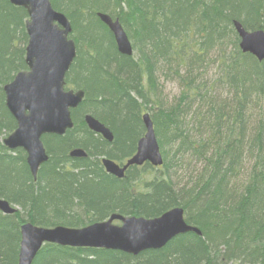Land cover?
<instances>
[{"label":"trees","instance_id":"1","mask_svg":"<svg viewBox=\"0 0 264 264\" xmlns=\"http://www.w3.org/2000/svg\"><path fill=\"white\" fill-rule=\"evenodd\" d=\"M52 7L68 18L76 46L65 87L84 98L71 111V130L43 137L48 161L34 182L24 152L2 144L16 127L2 86L26 70L27 14L0 0V199L18 208L0 212V264H18L23 223L81 228L112 214L149 219L172 208L201 235L136 257L47 244L32 264H264V60L240 51L233 28L238 21L264 31V0H52ZM98 12L119 21L132 57L119 54ZM163 80L179 88L171 102L158 87ZM144 112L162 166L107 175L100 159L121 163L135 153ZM86 114L109 128L112 143L87 129ZM77 148L87 157L70 158ZM186 160L203 167L180 186L170 170Z\"/></svg>","mask_w":264,"mask_h":264},{"label":"water","instance_id":"2","mask_svg":"<svg viewBox=\"0 0 264 264\" xmlns=\"http://www.w3.org/2000/svg\"><path fill=\"white\" fill-rule=\"evenodd\" d=\"M12 5L24 8L28 20L25 24L26 70L17 73L12 82L2 87L5 106L16 122L15 130L3 141L6 149L25 152L28 171L35 182L38 169L47 162L42 138L47 135L62 136L73 128L71 111L78 108L84 98L82 91L65 90V76L75 58V46L70 34L67 17L52 8L50 0H9ZM98 19L112 34L117 51L132 55V46L118 20L104 13ZM233 28L239 38L242 53L264 60V31H246L238 21ZM144 134L138 140L135 153L123 165L102 158L105 171L117 179L124 177L131 166L149 163L153 167L163 164L153 124L148 113L142 115ZM84 123L105 141L112 142L113 135L91 115H85ZM70 158H85L82 149H74ZM8 202L0 199V212L16 213ZM119 221L120 225H114ZM187 233L197 236L201 232L186 224L181 208H172L155 218L122 217L113 214L103 222L84 228H41L32 224L20 227L18 264H32L45 244L69 248H96L122 252L133 257L145 251L160 250L174 238Z\"/></svg>","mask_w":264,"mask_h":264},{"label":"rangeland","instance_id":"3","mask_svg":"<svg viewBox=\"0 0 264 264\" xmlns=\"http://www.w3.org/2000/svg\"><path fill=\"white\" fill-rule=\"evenodd\" d=\"M51 4H52V0ZM107 40V39H106ZM158 87L163 91V95L168 102H171L179 94V88L173 81H160ZM192 127V126H191ZM203 166L195 163L193 160L184 161L182 163H175V169L170 170V175L173 176V181L182 186L189 183V181H195L196 175ZM191 174V175H190ZM192 176V178H190Z\"/></svg>","mask_w":264,"mask_h":264},{"label":"bare ground","instance_id":"4","mask_svg":"<svg viewBox=\"0 0 264 264\" xmlns=\"http://www.w3.org/2000/svg\"><path fill=\"white\" fill-rule=\"evenodd\" d=\"M7 2H8V4L9 5H12L11 4V2L9 1V0H7ZM12 6H14V5H12ZM14 7H16V8H21V7H19V6H14ZM22 9H24V8H22ZM25 10V9H24ZM25 12H26V10H25ZM98 13H100V12H98ZM27 14V13H26ZM96 17H97V14H96ZM98 18V17H97ZM68 19V18H67ZM112 19V18H111ZM28 20V17H27V19L25 20V22H24V27H25V24H26V21ZM112 20H114V19H112ZM100 21V20H99ZM100 23L103 25V26H105L101 21H100ZM122 26V25H121ZM106 27V26H105ZM107 28V27H106ZM123 28V27H122ZM108 30V29H107ZM123 30H124V28H123ZM109 31V30H108ZM124 32H125V30H124ZM111 34V33H110ZM125 34H126V32H125ZM112 35V34H111ZM126 36H127V34H126ZM113 37V36H112ZM127 38H128V36H127ZM129 39V38H128ZM113 40H114V38H113ZM129 41H130V39H129ZM114 43H115V41H114ZM130 43H131V41H130ZM74 46H75V44H74ZM133 52V51H132ZM75 53H76V46H75ZM120 54V53H119ZM122 55V54H121ZM123 56H126V55H123ZM133 56V53H132V55L131 56H126V57H132ZM252 56V55H251ZM72 64H73V62L71 63V66H72ZM71 66H70V68H71ZM13 80V79H12ZM12 80L10 81V82H8V83H6L5 85H7V84H9V83H11L12 82ZM5 85H3L2 87H4ZM65 90H67V91H69V90H72V91H74L73 89H68V88H66ZM75 92V91H74ZM86 115H90V114H86ZM11 116V115H10ZM92 116V115H91ZM12 117V116H11ZM84 117H85V115H84ZM84 117H83V123H84ZM93 117V116H92ZM13 118V117H12ZM94 118V117H93ZM95 120H97L96 118H94ZM13 120H14V118H13ZM15 121V120H14ZM100 124H102V125H104L103 123H101L99 120H97ZM84 125H85V123H84ZM105 126V125H104ZM106 127V126H105ZM16 128V127H15ZM106 128H108V127H106ZM88 129V128H87ZM109 129V128H108ZM15 130V129H14ZM13 130V131H14ZM89 130V129H88ZM12 131V132H13ZM90 131V130H89ZM90 132H92V131H90ZM93 133V132H92ZM94 134V133H93ZM65 135V134H64ZM63 136V135H62ZM113 140H114V138H113ZM113 140H112V142H113ZM107 143H112V142H108V141H106ZM138 143V142H137ZM5 147V146H4ZM136 148H137V144H136ZM19 150H21V149H19ZM74 150V149H73ZM23 151V150H22ZM24 152V151H23ZM159 152H160V154H161V157H162V153H161V150H160V148H159ZM25 153V152H24ZM129 158H127V159H125L123 162H121V163H119V165L121 166V165H123V164H125V162L128 160ZM162 160H163V157H162ZM100 164H101V160H100ZM146 164H148V165H150V166H152L151 164H149V163H144L143 165H146ZM142 165V166H143ZM42 166V165H41ZM40 166V167H41ZM101 166H102V169H103V171L107 174V175H109L106 171H105V169H104V167H103V165L101 164ZM40 167H39V169H40ZM131 167H136V166H131ZM130 167V168H131ZM153 167V166H152ZM154 168H156V167H154ZM39 169H38V171H39ZM1 200H3V199H1ZM5 201V200H4ZM7 202V201H6ZM10 204V203H9ZM12 207H14L17 211H18V208L17 207H15L14 205H12V204H10ZM16 211V212H17ZM2 213V212H1ZM3 214V213H2ZM15 214V213H14ZM3 215H5V214H3ZM13 215V214H12ZM8 216H10V215H8ZM24 224H27V223H23V224H21L20 225V227L22 226V225H24ZM29 224H31V223H29ZM188 225V224H187ZM190 226V225H189ZM193 227V226H192ZM20 240H21V237H20ZM19 245H20V243H19ZM45 245H47V244H45ZM44 245V246H45ZM51 245H55V244H51ZM43 246V247H44ZM42 247V248H43ZM164 248V247H163ZM75 249H96V248H75ZM97 250H103V249H97ZM106 251H109V250H106ZM18 253H19V250H18Z\"/></svg>","mask_w":264,"mask_h":264}]
</instances>
